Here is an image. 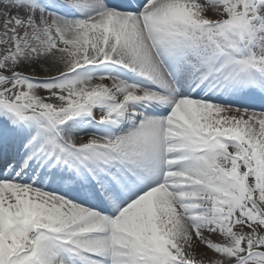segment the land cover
I'll return each mask as SVG.
<instances>
[{
    "label": "snow or ice",
    "instance_id": "obj_1",
    "mask_svg": "<svg viewBox=\"0 0 264 264\" xmlns=\"http://www.w3.org/2000/svg\"><path fill=\"white\" fill-rule=\"evenodd\" d=\"M0 264H264V0H0Z\"/></svg>",
    "mask_w": 264,
    "mask_h": 264
},
{
    "label": "rangeland",
    "instance_id": "obj_2",
    "mask_svg": "<svg viewBox=\"0 0 264 264\" xmlns=\"http://www.w3.org/2000/svg\"><path fill=\"white\" fill-rule=\"evenodd\" d=\"M41 74H43V73H37L36 75H41ZM37 77H41L42 78V76H37ZM87 138V137H86Z\"/></svg>",
    "mask_w": 264,
    "mask_h": 264
},
{
    "label": "bare ground",
    "instance_id": "obj_3",
    "mask_svg": "<svg viewBox=\"0 0 264 264\" xmlns=\"http://www.w3.org/2000/svg\"><path fill=\"white\" fill-rule=\"evenodd\" d=\"M37 76H42V77H43V76H44V73H43V74H41V75H37Z\"/></svg>",
    "mask_w": 264,
    "mask_h": 264
}]
</instances>
